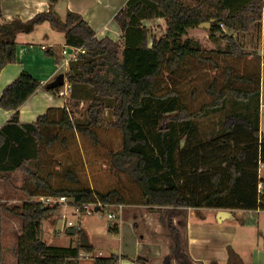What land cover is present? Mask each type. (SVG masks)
<instances>
[{"label":"trees","instance_id":"trees-1","mask_svg":"<svg viewBox=\"0 0 264 264\" xmlns=\"http://www.w3.org/2000/svg\"><path fill=\"white\" fill-rule=\"evenodd\" d=\"M207 6L212 10H205ZM213 6H217L214 11ZM160 17L166 21V33L157 38L145 22ZM211 18L218 19L209 27L211 34L222 32L231 54L242 56V44L223 26L248 31L254 24L261 25L263 0H128L115 16L123 39L98 37L77 12L69 11L63 20L52 4L49 12L30 20L16 16L0 22V75L8 63L16 61L18 33L32 32L45 20L65 32L67 45L86 49L71 61L66 72L71 92L65 104L49 107L36 120L21 122L19 107L38 90L39 79L22 70L3 88L0 109L15 112L0 127V172L23 171L22 188L30 197L65 195L76 202L142 203L127 198L119 188L103 191L87 185L70 186V182L80 181L70 167L65 173L69 184L57 187L52 182L55 173L43 175V168L35 160L43 141L47 146L59 141L66 148L70 136L80 134L98 146L102 141L100 130L109 127L122 136L121 146L110 150L111 164L131 177L150 207L231 208L252 210L253 214L264 209V179L260 178L264 165V132L260 130L262 58L249 52L258 66L251 75H235L248 87L228 89L236 102L245 104L243 109L227 103L229 95L217 88L216 76L205 89L209 98L199 106L176 88L156 91L167 73L177 74L190 57L219 65L212 55H204L198 40L184 37L191 27ZM47 54L55 53L49 48ZM226 71L230 82L231 67L226 66ZM81 104H86L83 120L75 117V109ZM216 112L222 115L220 125L208 137L203 136L200 118ZM109 113L112 118H108ZM58 208V204L51 206L37 199L11 207L0 199V220L4 212L22 220V233L14 249L17 264H81L82 253L94 251L93 244L80 240L64 246L43 239L44 221ZM173 249L181 264H203L194 263L187 249L181 251L179 238ZM228 249L230 257L237 254L231 245ZM117 260L115 254L94 257L95 264H116ZM0 264H6L1 230Z\"/></svg>","mask_w":264,"mask_h":264},{"label":"rangeland","instance_id":"rangeland-1","mask_svg":"<svg viewBox=\"0 0 264 264\" xmlns=\"http://www.w3.org/2000/svg\"><path fill=\"white\" fill-rule=\"evenodd\" d=\"M192 2V1H191ZM194 3V2H193ZM217 9V6H213ZM212 10L209 6L205 10ZM216 12V11H215ZM146 24L151 29L152 35L160 38L166 33V21L164 19H152L146 21ZM223 26V25H222ZM224 31L229 34H233L237 40L242 44L245 54L242 56H234L230 52L228 41L222 37V32H217L215 35L211 34L209 28H203L200 26L191 27L188 33L184 37H192L200 42L201 47L205 50L204 55H212L219 63L215 66L212 62H199L196 58H188L181 66L177 74L167 73V78L162 79L159 82L157 93H164L172 88H176L187 100H192L196 106H199L203 100L209 98L205 89L209 85L213 77H217V88H222L223 92H228L230 87H248L243 81L235 79V75H251L255 70L257 60L252 58L250 53H254L255 57L262 58L261 73H262V94L260 100V116H261V130L264 132V26L261 30L260 24H254L248 31H234L223 26ZM26 37H31L35 40H44V34L40 30H36L32 33H26ZM218 51V52H214ZM250 52V53H249ZM249 53V54H248ZM226 66L231 67V81L226 80ZM65 68L62 67L61 72H64ZM196 89V90H195ZM192 90H195L194 98L191 97ZM228 94V93H227ZM70 95V93H69ZM68 95V96H69ZM229 95V94H228ZM67 96V97H68ZM57 99L64 100V96L56 95ZM234 108L243 109V103L236 102L233 96L230 94L227 102ZM87 104V103H86ZM86 104H81L75 109V117L79 120L85 118L84 109ZM221 113L216 112L209 116L200 118L199 125L203 136L208 137L211 135L218 125H220ZM108 118H112L110 113ZM168 121V120H167ZM165 123V122H164ZM163 124V122H161ZM57 129H53L55 132ZM100 136L102 141L98 146H94L88 139L83 138L80 134L70 136V146L64 147L59 141L53 146H47L43 141L40 148V155L37 160L39 165L43 168L41 173L46 175L50 171L55 173L52 182L58 187L61 185L69 184V180L66 177V169L70 167L77 173L80 181L70 182V186L78 187L79 185H87L92 188L107 191L112 188H119L127 198L141 200L145 204L144 198L141 194L139 187L131 181V177L125 172L117 170L111 164L110 150L116 149L121 146L122 136L121 133L113 128H102L100 130ZM37 168V166L33 165ZM262 175L264 171L262 170ZM25 174L19 169H9L0 172V199L9 203L11 207H19L24 201L29 199H38L39 196L30 197L22 188L24 183ZM11 200L12 202H9ZM127 204V203H126ZM128 203L126 207L134 209L136 216H142L143 219L137 222V225L144 223L145 228L148 229L149 237H158L160 242L164 244L166 250L170 253L163 258L164 263L167 264V260H172L174 256V245L177 238L181 240V251H186L187 248V235L183 227H173L170 210L171 207H150L145 208L146 211H152V217L148 220L144 214L145 210L135 209L138 206H133ZM115 207H103L101 210L86 212L83 210H71L68 215V219L74 221L72 228L76 229V232H69L64 230L60 232L57 225L58 220L62 218L59 212H53L43 224L44 234L43 239L54 245H69L71 242L76 243L80 240L95 245L96 252L102 251V255L116 254L120 251V246L123 251H132L135 248L138 235L135 233L133 226L128 219H125L122 223L120 232L111 230L109 227L111 223L121 222L120 214L117 217L109 218L108 212L114 210ZM142 211V212H141ZM250 216L257 225H251L248 231L258 232L259 236L257 241L260 246L264 242V211L258 214L251 213ZM246 216H242L244 218ZM249 219L248 217H246ZM124 219V218H123ZM243 220V219H242ZM152 221L156 227H160V231L150 230L149 224ZM229 224L230 221L225 222ZM160 224V226H159ZM124 225V226H123ZM80 226V227H79ZM139 226V225H138ZM204 236L206 246L204 252L206 258L217 259L218 262H222L229 251L225 246V239L220 236L219 225L214 221H208L205 224ZM174 228L176 230H174ZM156 229V228H153ZM0 230L3 232V239L5 237L4 246V259L6 264H17V257L12 251L14 246V234L19 235L22 233V220L14 215L8 213L3 214L0 220ZM81 230V232H80ZM140 233L143 234L141 230ZM83 234V235H82ZM253 234V233H252ZM20 236V235H19ZM19 239V237H18ZM245 238L239 237V239L231 241L233 247L236 246L241 249L242 257L244 261L241 264H251L253 259L252 252V240L248 239V242H242ZM238 240V241H237ZM17 246V245H16ZM97 253H90L89 256L82 258L81 264H95L94 257ZM236 255V256H235ZM229 256L228 264H239L240 255L235 254ZM167 256H170L168 259ZM166 260V261H165ZM178 264L182 263L180 258H177ZM211 264V263H210Z\"/></svg>","mask_w":264,"mask_h":264},{"label":"crops","instance_id":"crops-1","mask_svg":"<svg viewBox=\"0 0 264 264\" xmlns=\"http://www.w3.org/2000/svg\"><path fill=\"white\" fill-rule=\"evenodd\" d=\"M128 0H0L2 16H0V22L8 19H13L16 16H20L23 20H30L40 13H47L53 8L57 11L59 16L65 20L69 11L77 12L80 14L96 31L98 37L110 36L114 39H118L120 35H123V31L115 20L116 14L125 6ZM264 5V0H263ZM164 19V18H157ZM165 20V19H164ZM146 24V22H145ZM147 25V24H146ZM148 26V25H147ZM264 26V18L261 21V30ZM149 27V26H148ZM40 30L44 36V40H35L31 37H26V33H32ZM151 31V29H150ZM32 32H20L16 37L18 42L16 46V61L8 63L1 71L0 75V96L3 88L11 83L22 70H28L34 77L41 81V85L20 107H19V119L21 122H28L36 120L37 117L45 113L49 107L63 106L66 102L67 94L64 96V100L57 99L58 87L51 90L47 87L48 83L55 79L60 73L62 67L65 68V82H68L66 72L70 67V63H66L67 55L63 52L65 47L70 48L65 42V32L59 28H56L49 20L39 22L36 24L35 29ZM151 33V32H150ZM152 34V33H151ZM43 45L46 48H43ZM52 48L54 55L47 54V49ZM71 92V91H70ZM69 92V93H70ZM262 94V85H261ZM61 96V95H59ZM264 107V104H262ZM261 107V106H260ZM14 110L0 109V127L6 123L14 114ZM261 116H260V130H261ZM262 132V130H261ZM263 133V132H262ZM264 171V165L260 167V178L264 179L262 175ZM260 188L263 189V182L260 183ZM9 202H12L9 200ZM9 204V203H7ZM138 206L135 209L145 210L147 204H131ZM127 206V204H126ZM124 207V211L121 214V222L111 223L110 229L116 232H120L122 223L125 219H128L133 226L135 233L138 235V239L135 244L134 250L123 251L120 246V251L115 255H118L116 264H165V255L170 253L166 250L164 244L160 242L158 237H149L148 229L145 228L144 223L141 221L137 225L139 220L143 219L142 216H136L134 209L130 207ZM172 208V207H171ZM222 208L215 207H181L175 210H170V217L173 227H183L187 235V253L194 263L202 261L203 264H228L229 251L227 252L224 260L218 262L217 259L210 258L207 260L204 248L206 246L204 230L205 224L208 221H214L219 225L220 236L225 239V246L229 248L231 245L234 251L240 255V263L243 259L241 249L236 246L233 247L231 241L239 239V237L245 238L242 242H248V239L252 240V257L251 264H264V242L260 246L257 241L259 236L258 232L248 231L251 225L256 226V222L250 216L253 213L252 210L246 212L243 209H231L225 208L231 212L230 217H226L222 220L218 219L219 210ZM141 211V212H142ZM156 209L152 211H146L145 215L149 220L152 217ZM264 211V209L256 210V214ZM242 216L246 217L242 218ZM124 218V219H123ZM243 219V220H242ZM230 221L229 224L225 222ZM150 230L160 231V227H156L152 221H149ZM124 226V225H123ZM160 226V224H159ZM55 227L57 225L55 223ZM72 227L68 228L71 229ZM156 228V229H153ZM45 229V226H44ZM139 230L143 232L140 233ZM253 233V234H252ZM20 235V234H19ZM19 235L14 234V246L12 251L18 243ZM238 241V240H237ZM79 242V241H78ZM5 246V237L3 239ZM75 245L74 243H70ZM69 244V245H70ZM68 246V245H65ZM92 253H97L96 256L109 257L114 255H102V251L96 252L95 245ZM91 253V252H90ZM90 253H82V258L89 256ZM169 258L168 256L166 257ZM166 261V260H165ZM167 264H178L177 258L172 256V260L166 261Z\"/></svg>","mask_w":264,"mask_h":264},{"label":"built area","instance_id":"built-area-1","mask_svg":"<svg viewBox=\"0 0 264 264\" xmlns=\"http://www.w3.org/2000/svg\"><path fill=\"white\" fill-rule=\"evenodd\" d=\"M223 25V24H222ZM123 35H120L118 39H123ZM43 48H46L45 45H43ZM63 52L67 55V61L68 64L71 61L77 60L78 57L86 52V49L84 47L74 48L72 47V50L70 48L65 47L63 49ZM69 70V69H68ZM67 70V71H68ZM58 93L61 96H66L71 91V83L65 82L63 86L58 87ZM37 200L42 201L45 204H49L51 206L53 205H59V208L56 210V212H59L62 218L58 220L57 227L60 232L67 230L69 227L74 226V221L71 219H68L69 212L71 210H83L86 212H93L97 210H101L103 207H115L114 210H111L108 212L109 218L117 217L119 214H121L124 211V207L126 206L125 203H103V202H76L74 198L69 196H39ZM80 227V226H79Z\"/></svg>","mask_w":264,"mask_h":264},{"label":"water","instance_id":"water-1","mask_svg":"<svg viewBox=\"0 0 264 264\" xmlns=\"http://www.w3.org/2000/svg\"><path fill=\"white\" fill-rule=\"evenodd\" d=\"M218 21L217 18H211L210 20L207 21H203L199 24L200 27H211L213 23H216ZM70 50H72V47H70ZM65 83V73L61 72L57 75V77L55 79H53L52 81H50L47 85L48 88L53 89V88H57L60 86H63ZM232 214L229 210L222 208L219 210L218 213V219L222 220L226 217H230ZM69 232H76L75 228H71L69 229Z\"/></svg>","mask_w":264,"mask_h":264}]
</instances>
